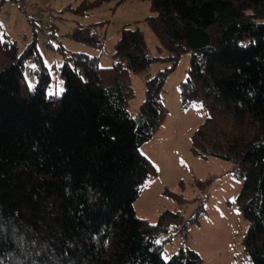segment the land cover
<instances>
[{
  "label": "trees",
  "instance_id": "obj_1",
  "mask_svg": "<svg viewBox=\"0 0 264 264\" xmlns=\"http://www.w3.org/2000/svg\"><path fill=\"white\" fill-rule=\"evenodd\" d=\"M150 1L146 21L173 65L144 76L135 114L129 75L145 74L156 60L139 28L121 29L110 66L99 64L100 54L63 51L64 88L49 94L52 78L35 39L20 48L0 27V264H68L69 257L72 264H202L186 244L169 259L162 254L159 237L179 214L152 224L134 207L155 173L141 148L169 113L165 82L187 51L181 105L201 103L207 112L193 150L233 163L243 180L237 205L249 222L244 250L252 264H264V0ZM70 37L99 50L105 42L95 25H78Z\"/></svg>",
  "mask_w": 264,
  "mask_h": 264
},
{
  "label": "rangeland",
  "instance_id": "obj_2",
  "mask_svg": "<svg viewBox=\"0 0 264 264\" xmlns=\"http://www.w3.org/2000/svg\"><path fill=\"white\" fill-rule=\"evenodd\" d=\"M34 1V0H28ZM45 3L55 17V23L34 30L32 22L15 0H4L0 6V27L15 39L20 48L35 39L36 52L51 75L49 94L61 93L64 88L59 67L63 51L100 54L99 64L113 63L115 42L124 26L139 28L145 36L148 52L156 57L145 74L131 72L128 78L134 90L129 108L137 113L145 97L144 76L172 67L170 53L163 48L146 18L152 14L150 0L94 1L89 9H79L82 0H38ZM264 20V19H262ZM78 25H95L105 36L102 50L76 42L70 35ZM36 35V36H35ZM158 58V59H157ZM190 52L178 58L170 71L163 96L169 113L152 140L141 150L155 167V173L144 182L134 202L137 215L156 224L165 212L179 214L178 222L168 221V232L159 237L162 254L169 259L183 244L196 250L202 264H252L243 246L249 222L237 205L243 180L236 178L231 161L202 156L192 147L194 132L206 120L207 112L201 103L190 108L181 105L180 82L187 76ZM32 60L27 61L25 76L30 86L36 84L31 72Z\"/></svg>",
  "mask_w": 264,
  "mask_h": 264
},
{
  "label": "built area",
  "instance_id": "obj_3",
  "mask_svg": "<svg viewBox=\"0 0 264 264\" xmlns=\"http://www.w3.org/2000/svg\"><path fill=\"white\" fill-rule=\"evenodd\" d=\"M22 11L29 15L36 24L38 31H42L44 26H51L55 23V17L51 12L45 11L47 7L45 3L38 0H18Z\"/></svg>",
  "mask_w": 264,
  "mask_h": 264
},
{
  "label": "snow or ice",
  "instance_id": "obj_4",
  "mask_svg": "<svg viewBox=\"0 0 264 264\" xmlns=\"http://www.w3.org/2000/svg\"><path fill=\"white\" fill-rule=\"evenodd\" d=\"M73 247V242L72 241H68L67 242V248L61 253L64 256L68 255V250H70ZM68 264H72L71 258H68Z\"/></svg>",
  "mask_w": 264,
  "mask_h": 264
}]
</instances>
